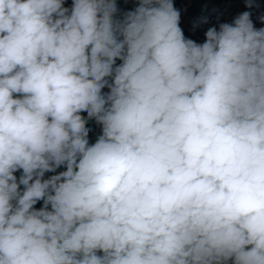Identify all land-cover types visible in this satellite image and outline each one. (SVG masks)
Masks as SVG:
<instances>
[{"label": "clouds", "instance_id": "1", "mask_svg": "<svg viewBox=\"0 0 264 264\" xmlns=\"http://www.w3.org/2000/svg\"><path fill=\"white\" fill-rule=\"evenodd\" d=\"M117 11L0 0V264H264V27Z\"/></svg>", "mask_w": 264, "mask_h": 264}, {"label": "trees", "instance_id": "2", "mask_svg": "<svg viewBox=\"0 0 264 264\" xmlns=\"http://www.w3.org/2000/svg\"><path fill=\"white\" fill-rule=\"evenodd\" d=\"M203 3H208L207 8L202 13H199V8L196 7V0H173L174 7L178 10L185 9L189 13L191 20L183 29L184 35L188 39H192L197 43H203L206 39L205 33L210 27L218 28L221 23H224L226 19H230V23H233L234 18L244 11L251 13V20L255 28L259 29L264 27V22L261 21V17H264V0H253V6L248 7L245 0H198ZM73 1L67 0L64 7L71 9ZM139 4V0H131V4L127 5L123 0H116L117 13L115 19H123L125 13L133 11ZM109 90L107 87L102 89ZM81 115L87 120L86 127L93 131L98 129L102 125L98 124L95 119H88L87 113L82 112ZM89 131V132H90ZM66 168L61 166L56 169L58 174L61 171H65ZM43 207V204L39 201L34 205V208L39 210ZM50 210V205H49ZM102 255V253H98Z\"/></svg>", "mask_w": 264, "mask_h": 264}, {"label": "rangeland", "instance_id": "3", "mask_svg": "<svg viewBox=\"0 0 264 264\" xmlns=\"http://www.w3.org/2000/svg\"><path fill=\"white\" fill-rule=\"evenodd\" d=\"M66 1H67V0H64V4H65ZM72 1H73V0H72ZM123 1H124L127 5H130V4H131V0H123ZM245 2H246V0H245ZM208 4H209V2H208V3H203L202 1L199 2L198 0H196V2H195L196 7L199 8V10H200L199 13H202L203 9L205 10V9L207 8ZM179 11H180V27H181L182 30H183V29L185 28V26L190 22L191 17H190V15H189V13L187 12V10H185V9H180ZM235 18H236V17H235ZM235 18H234V20H235ZM224 23H230V19H226V20L224 21ZM217 30H219V26H218ZM120 63H122V61H120V60H117V61H116V65H119ZM17 95H19V94H17ZM98 136H99V134H98V130L93 131V132L90 133V135H89L90 139L97 138ZM17 179L19 180L18 177H17ZM21 188L23 189V185H22ZM41 201H43V200H41Z\"/></svg>", "mask_w": 264, "mask_h": 264}, {"label": "crops", "instance_id": "4", "mask_svg": "<svg viewBox=\"0 0 264 264\" xmlns=\"http://www.w3.org/2000/svg\"><path fill=\"white\" fill-rule=\"evenodd\" d=\"M109 82H111V80H110ZM104 89H105V88H104ZM105 91H106V93L109 92V90H105ZM96 130H98V129H95V130H93V131H96ZM93 131H90L89 134H88L89 144H94V143L96 142L97 138L100 136V134L98 133L99 136H98L97 138L90 139L89 135H90V133H92ZM14 174L19 178L20 175L22 174V170H19V171H17V172L14 173ZM47 178H49V177H48V176L46 175V173H45L44 179H47ZM21 187H22V185L20 186V188H21ZM21 190H23V189L21 188ZM39 202L43 204V201H39Z\"/></svg>", "mask_w": 264, "mask_h": 264}, {"label": "built area", "instance_id": "5", "mask_svg": "<svg viewBox=\"0 0 264 264\" xmlns=\"http://www.w3.org/2000/svg\"><path fill=\"white\" fill-rule=\"evenodd\" d=\"M108 79H109V81L111 80V78H108ZM98 133H99L100 135L102 134V126L98 128ZM55 174H57V173H56V172H47V173H46V175H47L48 177H50V176H52V175H55Z\"/></svg>", "mask_w": 264, "mask_h": 264}]
</instances>
